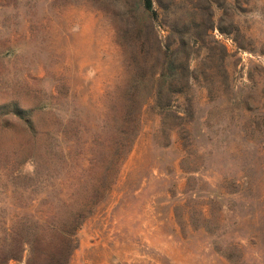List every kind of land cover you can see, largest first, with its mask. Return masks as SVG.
Here are the masks:
<instances>
[{"label": "rangeland", "instance_id": "obj_1", "mask_svg": "<svg viewBox=\"0 0 264 264\" xmlns=\"http://www.w3.org/2000/svg\"><path fill=\"white\" fill-rule=\"evenodd\" d=\"M106 178L68 264H264V0H0V264Z\"/></svg>", "mask_w": 264, "mask_h": 264}, {"label": "trees", "instance_id": "obj_2", "mask_svg": "<svg viewBox=\"0 0 264 264\" xmlns=\"http://www.w3.org/2000/svg\"><path fill=\"white\" fill-rule=\"evenodd\" d=\"M148 8L150 5L148 3ZM133 120L127 121V127L119 134L114 145L113 157L116 161L126 153L127 128ZM91 162V161H90ZM89 162V163H90ZM88 194L84 202L73 206V198L63 201L64 213L58 216L55 210H37L30 214L28 222L19 221L18 217V258L24 249L28 253L26 264H68L72 252L76 248L77 233L83 222L96 208L100 200L108 193L110 183L108 178ZM109 186V187H108Z\"/></svg>", "mask_w": 264, "mask_h": 264}]
</instances>
